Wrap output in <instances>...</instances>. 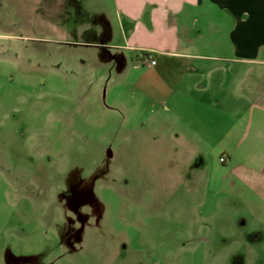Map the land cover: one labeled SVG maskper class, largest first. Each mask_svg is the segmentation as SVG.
I'll return each mask as SVG.
<instances>
[{
  "label": "rangeland",
  "instance_id": "1",
  "mask_svg": "<svg viewBox=\"0 0 264 264\" xmlns=\"http://www.w3.org/2000/svg\"><path fill=\"white\" fill-rule=\"evenodd\" d=\"M74 2L0 0V264H264V167L176 148Z\"/></svg>",
  "mask_w": 264,
  "mask_h": 264
},
{
  "label": "crops",
  "instance_id": "2",
  "mask_svg": "<svg viewBox=\"0 0 264 264\" xmlns=\"http://www.w3.org/2000/svg\"><path fill=\"white\" fill-rule=\"evenodd\" d=\"M74 3L87 27L82 43L129 73L127 93L145 96L176 148L218 146L233 162L239 149L264 167V0Z\"/></svg>",
  "mask_w": 264,
  "mask_h": 264
},
{
  "label": "built area",
  "instance_id": "3",
  "mask_svg": "<svg viewBox=\"0 0 264 264\" xmlns=\"http://www.w3.org/2000/svg\"><path fill=\"white\" fill-rule=\"evenodd\" d=\"M147 60H148L150 63H152V64H155V63H156V61H155L154 59L150 60L149 56H147ZM220 160H221L222 162H224V161L226 160V158H225L224 156H221V157H220Z\"/></svg>",
  "mask_w": 264,
  "mask_h": 264
}]
</instances>
